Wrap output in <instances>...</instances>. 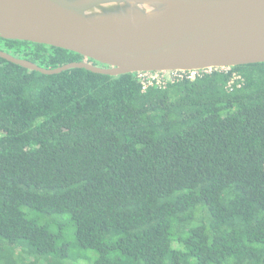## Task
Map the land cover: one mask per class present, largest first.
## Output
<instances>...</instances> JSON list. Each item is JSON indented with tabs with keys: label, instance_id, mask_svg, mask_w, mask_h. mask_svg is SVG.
Segmentation results:
<instances>
[{
	"label": "trees",
	"instance_id": "16d2710c",
	"mask_svg": "<svg viewBox=\"0 0 264 264\" xmlns=\"http://www.w3.org/2000/svg\"><path fill=\"white\" fill-rule=\"evenodd\" d=\"M0 264H264V62L142 90L0 57Z\"/></svg>",
	"mask_w": 264,
	"mask_h": 264
},
{
	"label": "water",
	"instance_id": "95a60500",
	"mask_svg": "<svg viewBox=\"0 0 264 264\" xmlns=\"http://www.w3.org/2000/svg\"><path fill=\"white\" fill-rule=\"evenodd\" d=\"M0 37L104 65L45 68L0 50V57L43 74L74 67L112 76L228 69L264 62V0H0Z\"/></svg>",
	"mask_w": 264,
	"mask_h": 264
},
{
	"label": "built area",
	"instance_id": "2783aa9c",
	"mask_svg": "<svg viewBox=\"0 0 264 264\" xmlns=\"http://www.w3.org/2000/svg\"><path fill=\"white\" fill-rule=\"evenodd\" d=\"M214 68L193 69V70H169V71H138L135 72L141 84L142 90L147 86L156 84L163 86L168 81L175 79H189L193 80L203 73H208Z\"/></svg>",
	"mask_w": 264,
	"mask_h": 264
}]
</instances>
